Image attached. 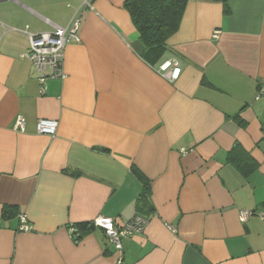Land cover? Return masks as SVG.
<instances>
[{
    "label": "crops",
    "instance_id": "1",
    "mask_svg": "<svg viewBox=\"0 0 264 264\" xmlns=\"http://www.w3.org/2000/svg\"><path fill=\"white\" fill-rule=\"evenodd\" d=\"M126 1L0 0V264H118L102 229L76 242L70 228L137 215L149 224L123 239L122 264H264V0H190L155 66ZM76 13L81 41L42 94L23 31ZM169 60L177 81L160 72ZM41 119L58 122L55 137ZM236 145L257 169L229 162ZM134 169L150 181L142 210Z\"/></svg>",
    "mask_w": 264,
    "mask_h": 264
},
{
    "label": "built area",
    "instance_id": "2",
    "mask_svg": "<svg viewBox=\"0 0 264 264\" xmlns=\"http://www.w3.org/2000/svg\"><path fill=\"white\" fill-rule=\"evenodd\" d=\"M87 5L89 3L86 2ZM81 25V17L76 13L72 18L68 27L63 28L53 26L52 32L30 33L28 29L23 31L24 34L30 38V47L25 53L24 58L28 59L34 66L38 81L41 86V93H45L46 81L50 78H65L64 61L65 51L70 43H80L81 38L79 34ZM218 34L215 35V38ZM160 72L164 74L170 81H177L181 75V68L177 60H169L160 67ZM260 94H264V88ZM27 122L23 116L16 119L14 131L24 133L26 131ZM58 131V122L54 120L41 119L37 123V132L41 135H49L55 137ZM182 153L185 155L188 152L183 149ZM254 212L244 211L240 215L241 222L245 223ZM20 231L30 232L31 226L27 216L20 214ZM149 219L137 215L129 221H125L117 225L113 219L99 216L93 220L95 228L102 229L106 237L110 240L116 255H118V264H122L123 253V239L134 234L145 231ZM70 233L74 237L77 233L76 228L71 227Z\"/></svg>",
    "mask_w": 264,
    "mask_h": 264
},
{
    "label": "trees",
    "instance_id": "3",
    "mask_svg": "<svg viewBox=\"0 0 264 264\" xmlns=\"http://www.w3.org/2000/svg\"><path fill=\"white\" fill-rule=\"evenodd\" d=\"M190 0H127L125 9L129 12L132 21L139 33L142 44V58L151 66L158 65L168 51V41L180 29L185 9ZM228 160L249 173L258 168L239 145H236L229 154ZM134 172L144 183V190L137 200V208L142 210L151 205L150 181L140 171ZM78 175V173H73ZM17 213L16 209L6 208L4 218L8 219ZM77 233L74 240L79 242L83 236L96 228L93 221L73 225Z\"/></svg>",
    "mask_w": 264,
    "mask_h": 264
}]
</instances>
